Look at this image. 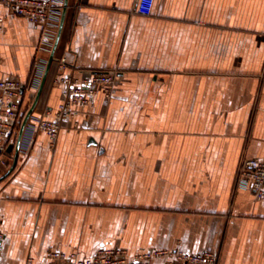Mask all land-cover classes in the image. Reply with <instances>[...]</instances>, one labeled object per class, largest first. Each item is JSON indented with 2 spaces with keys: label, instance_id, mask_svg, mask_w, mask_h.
I'll return each mask as SVG.
<instances>
[{
  "label": "crops",
  "instance_id": "crops-1",
  "mask_svg": "<svg viewBox=\"0 0 264 264\" xmlns=\"http://www.w3.org/2000/svg\"><path fill=\"white\" fill-rule=\"evenodd\" d=\"M137 1L67 0L55 60L0 181V264L101 249L264 264V198L236 183L243 160L264 161V0H154L149 16ZM55 38L2 8L0 79L29 85ZM107 71L113 83L94 87L53 144L34 131L62 102L60 79Z\"/></svg>",
  "mask_w": 264,
  "mask_h": 264
},
{
  "label": "built area",
  "instance_id": "built-area-1",
  "mask_svg": "<svg viewBox=\"0 0 264 264\" xmlns=\"http://www.w3.org/2000/svg\"><path fill=\"white\" fill-rule=\"evenodd\" d=\"M64 0H0V10L7 8L17 17L24 18L41 28L43 42L53 41L58 29V15L63 8ZM154 0H138L135 12L141 16H149ZM64 65L65 61L61 60ZM64 67V66H63ZM45 67L35 70L29 85L21 83L16 78L0 79V164L6 165L8 149L14 146L16 136L22 121L21 100L23 93L29 89H38ZM116 73L112 71L93 73L88 79L65 77L60 83L65 86L63 100L58 105L51 119L47 117L34 120V131L48 136L53 144L57 139L61 123L66 118H73L79 109L88 104L96 85L108 86L113 83ZM50 110H48L46 115ZM237 187L250 190L256 199L264 198V161L258 159L243 160L238 168ZM4 235L1 230L0 217V255ZM166 256L163 264H217L218 254L206 251L200 254H188L182 251L143 252L127 259L125 252L116 249H101L90 257H80L76 253L50 251L45 263H37L27 258L26 264H150L152 259Z\"/></svg>",
  "mask_w": 264,
  "mask_h": 264
},
{
  "label": "water",
  "instance_id": "water-1",
  "mask_svg": "<svg viewBox=\"0 0 264 264\" xmlns=\"http://www.w3.org/2000/svg\"><path fill=\"white\" fill-rule=\"evenodd\" d=\"M66 6H67V0H64L63 10H62L60 24H59V28H58V33L56 35L53 48H52L51 53L49 55V59L47 61V65L45 67V70H44L40 85H39V87H38V89L36 91V94H35V97H34V99L32 101L31 106L29 107V109L26 111L25 115L22 118L19 130H18V133H17V136H16L15 144H14V146H10L9 149H8V153L13 152L12 163H11V166L9 167V169L6 171V173L0 177V181L3 180L5 177H7L13 171V169H14V167L16 165L17 158H18L19 147H20V143H21V139H22V135H23L24 129H25V127H26V125H27V123H28V121H29V119H30V117H31V115H32L37 103H38V100H39V97L41 95L43 86L45 84V81H46L50 66H51L52 62L55 60L54 53H55V49L57 47V44H58V41H59V38H60L61 29H62V25H63V19H64V16H65ZM21 94H23V90H21Z\"/></svg>",
  "mask_w": 264,
  "mask_h": 264
},
{
  "label": "trees",
  "instance_id": "trees-1",
  "mask_svg": "<svg viewBox=\"0 0 264 264\" xmlns=\"http://www.w3.org/2000/svg\"><path fill=\"white\" fill-rule=\"evenodd\" d=\"M27 110H28V107L22 110V117L25 115V113H26Z\"/></svg>",
  "mask_w": 264,
  "mask_h": 264
}]
</instances>
